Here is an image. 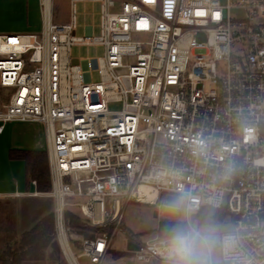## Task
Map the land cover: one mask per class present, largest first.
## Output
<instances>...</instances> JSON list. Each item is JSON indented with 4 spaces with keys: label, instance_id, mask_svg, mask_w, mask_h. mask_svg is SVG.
<instances>
[{
    "label": "built area",
    "instance_id": "built-area-1",
    "mask_svg": "<svg viewBox=\"0 0 264 264\" xmlns=\"http://www.w3.org/2000/svg\"><path fill=\"white\" fill-rule=\"evenodd\" d=\"M99 1V35H77L74 10L56 22L53 0H40V31L0 33V133L43 125L63 253L65 240L78 264H101L130 202L160 210L182 187L199 211H228L240 264H264V0ZM75 44L104 46L99 81ZM69 210L104 228L77 254ZM162 238L133 235L136 258L165 262Z\"/></svg>",
    "mask_w": 264,
    "mask_h": 264
},
{
    "label": "rangeland",
    "instance_id": "rangeland-1",
    "mask_svg": "<svg viewBox=\"0 0 264 264\" xmlns=\"http://www.w3.org/2000/svg\"><path fill=\"white\" fill-rule=\"evenodd\" d=\"M77 5L76 34L79 36L86 35V26L93 25V34L99 35L101 33V2L81 1ZM72 9L66 0H55L54 20L59 23H68ZM104 51L103 45L75 44L72 46L71 54L73 58L81 60L89 58L91 61L92 79L93 81H99V57L104 55ZM7 99V95H0V106ZM108 106L110 110H120L122 102L113 101ZM37 127L35 128L33 123L14 122L9 125L0 138V258L4 257L3 252L5 250L16 246L24 231L32 228L44 217L54 214V200L48 195L47 192L49 190L45 191L39 188L38 182L35 189L30 185L26 192H22L19 195H16L13 192V188H11L12 185H16V179H21L24 171L20 165L9 163L6 143L10 139L11 146H20L22 143L21 139L33 137L45 141V132H42V129ZM36 190L41 193L33 195L31 192ZM156 209L155 206L150 204L130 202L124 211L121 229L115 233L111 249L101 264H165V262L156 259L150 262L140 261L136 258L133 251L128 250V242L133 235L141 236L143 241L159 236L157 231L159 221L170 220L168 216L162 214L161 208L159 215L155 217L154 211ZM218 221L231 229L233 228V220L229 214L223 220ZM82 222L87 226H92L85 220H82ZM68 223L70 244L77 254L80 251V240L83 235L70 225L69 219ZM87 232L92 233L89 229ZM53 242L57 243L58 247ZM117 253H123V255L119 257ZM78 259L80 264H96L91 263L86 257H79ZM5 263L9 264L8 259L6 262L0 259V264ZM23 264H70V262L63 253L61 245L54 234L48 246L30 253L23 261Z\"/></svg>",
    "mask_w": 264,
    "mask_h": 264
},
{
    "label": "clouds",
    "instance_id": "clouds-1",
    "mask_svg": "<svg viewBox=\"0 0 264 264\" xmlns=\"http://www.w3.org/2000/svg\"><path fill=\"white\" fill-rule=\"evenodd\" d=\"M200 203L182 187L172 199L162 202V214L173 221L160 241L165 264H240L239 234L213 213H200Z\"/></svg>",
    "mask_w": 264,
    "mask_h": 264
},
{
    "label": "trees",
    "instance_id": "trees-1",
    "mask_svg": "<svg viewBox=\"0 0 264 264\" xmlns=\"http://www.w3.org/2000/svg\"><path fill=\"white\" fill-rule=\"evenodd\" d=\"M10 157L12 159L25 160L28 183L36 180L39 183L40 189L46 191L51 188V176L46 151L11 149ZM199 212H211L217 220H223L229 214L226 209H216L210 206H204ZM67 218L70 220V225L79 230L83 237H94L104 229L101 227L85 225L80 216L72 210L67 211ZM172 222V220L160 221L157 229L159 236L163 237L166 227ZM88 229L92 231V233L87 232ZM54 233V214H52L51 216L44 217L32 228L24 231L16 246L5 250V252H3L4 257L0 259L3 262H6L8 259L9 264H23V261L30 253L48 246ZM53 244L58 247L57 243L53 242ZM117 255L120 257L123 253H117Z\"/></svg>",
    "mask_w": 264,
    "mask_h": 264
},
{
    "label": "crops",
    "instance_id": "crops-1",
    "mask_svg": "<svg viewBox=\"0 0 264 264\" xmlns=\"http://www.w3.org/2000/svg\"><path fill=\"white\" fill-rule=\"evenodd\" d=\"M81 1H98L99 0H66V2L73 8L75 11V15L77 14V4ZM55 3V0H53ZM71 10V12H72ZM77 17V16H76ZM71 18V14H70ZM70 21V20H69ZM43 26V18L41 12V4L40 0H0V33H28V32H36L40 31ZM93 25L86 26V35L93 34ZM94 35V34H93ZM77 58H74L76 60ZM78 60V59H77ZM14 122L7 123L5 129L1 136L6 132L7 128L10 124ZM25 123H33V122H25ZM34 127L42 129L41 131L45 132L42 124L33 123ZM10 139L7 141L6 146L8 148L7 156H9V163L12 165L15 164L17 166H21L23 168L24 174L21 179H16L15 184L12 185L13 192H26L28 188L31 187L35 189V186L30 182H27V174H26V163L23 159H12L10 157V150H36V151H46V134L45 141H41L37 138H23L21 139L20 146H11ZM6 142V141H5ZM45 149V150H44ZM161 221V220H160ZM159 221V223H160ZM159 226V224H158ZM30 229V228H29ZM158 229V227H157ZM28 230V229H27ZM141 238V236H140ZM148 240V239H147Z\"/></svg>",
    "mask_w": 264,
    "mask_h": 264
},
{
    "label": "bare ground",
    "instance_id": "bare-ground-1",
    "mask_svg": "<svg viewBox=\"0 0 264 264\" xmlns=\"http://www.w3.org/2000/svg\"><path fill=\"white\" fill-rule=\"evenodd\" d=\"M141 194H142V196L144 194H146L147 195V197H146L147 200H154L155 197H156V193L155 192H151L150 189L146 188V187H142ZM63 247H64V252L66 254V257H67L68 261L70 262V264H78L75 256L69 250L68 244H67V242L65 240H63Z\"/></svg>",
    "mask_w": 264,
    "mask_h": 264
},
{
    "label": "water",
    "instance_id": "water-1",
    "mask_svg": "<svg viewBox=\"0 0 264 264\" xmlns=\"http://www.w3.org/2000/svg\"><path fill=\"white\" fill-rule=\"evenodd\" d=\"M77 61H78L77 59L74 60V62H77ZM158 215H159V210L156 209V210L154 211V216L157 217ZM136 249H139V245L136 244V243L133 242V241H129V242H128V250H129V251H133V250H136Z\"/></svg>",
    "mask_w": 264,
    "mask_h": 264
},
{
    "label": "snow or ice",
    "instance_id": "snow-or-ice-1",
    "mask_svg": "<svg viewBox=\"0 0 264 264\" xmlns=\"http://www.w3.org/2000/svg\"><path fill=\"white\" fill-rule=\"evenodd\" d=\"M9 42L14 44V43H16L17 41H16L15 38H11Z\"/></svg>",
    "mask_w": 264,
    "mask_h": 264
}]
</instances>
